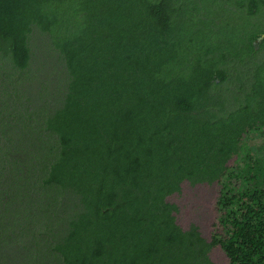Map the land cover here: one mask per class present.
<instances>
[{"label":"trees","instance_id":"1","mask_svg":"<svg viewBox=\"0 0 264 264\" xmlns=\"http://www.w3.org/2000/svg\"><path fill=\"white\" fill-rule=\"evenodd\" d=\"M197 1L0 0L12 67L32 69L44 39L64 75L40 186L71 210L48 264H215V246L230 264H264V156L240 154L210 240L167 201L213 183L245 127L264 137V29L219 46ZM229 2L254 25L264 14V0Z\"/></svg>","mask_w":264,"mask_h":264},{"label":"rangeland","instance_id":"2","mask_svg":"<svg viewBox=\"0 0 264 264\" xmlns=\"http://www.w3.org/2000/svg\"><path fill=\"white\" fill-rule=\"evenodd\" d=\"M202 1L203 17L214 20L203 31L219 46L229 48L236 41L243 45L252 30L264 29V14L253 19L254 25L244 10L229 2L235 0ZM262 41L260 37L255 45ZM38 47L34 67L20 72L0 46V264H48V243L57 238L59 223L71 210L63 208L64 202L53 190L44 191L40 186L53 144L52 138L44 135L43 123L58 102L64 75L44 39ZM252 135L245 127L242 135L231 138L226 163L213 183L184 182L180 192L167 198L177 207L176 223L182 229L194 225L210 240L217 228L220 188L240 154L251 148L257 156H264V137ZM209 256L215 264H230L220 246L213 247Z\"/></svg>","mask_w":264,"mask_h":264}]
</instances>
